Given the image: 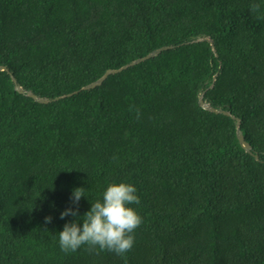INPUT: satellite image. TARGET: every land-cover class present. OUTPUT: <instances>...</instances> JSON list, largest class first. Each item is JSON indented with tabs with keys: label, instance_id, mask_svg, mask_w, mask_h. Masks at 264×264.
<instances>
[{
	"label": "trees",
	"instance_id": "trees-1",
	"mask_svg": "<svg viewBox=\"0 0 264 264\" xmlns=\"http://www.w3.org/2000/svg\"><path fill=\"white\" fill-rule=\"evenodd\" d=\"M1 66L0 264H264V0H0ZM120 182L132 249L62 251Z\"/></svg>",
	"mask_w": 264,
	"mask_h": 264
},
{
	"label": "clouds",
	"instance_id": "clouds-1",
	"mask_svg": "<svg viewBox=\"0 0 264 264\" xmlns=\"http://www.w3.org/2000/svg\"><path fill=\"white\" fill-rule=\"evenodd\" d=\"M84 195V188H74L71 195L73 204L79 203ZM137 190L133 184L120 182L109 184L102 199L91 202V208L82 216V225L76 219L65 223L58 232V242L62 251L74 252L87 245L89 250L99 248L118 255L130 251L135 243L134 232L143 223L142 217L130 205L139 204ZM71 215L80 217L78 208H66L60 213L61 218ZM51 222V217H45Z\"/></svg>",
	"mask_w": 264,
	"mask_h": 264
},
{
	"label": "water",
	"instance_id": "water-1",
	"mask_svg": "<svg viewBox=\"0 0 264 264\" xmlns=\"http://www.w3.org/2000/svg\"><path fill=\"white\" fill-rule=\"evenodd\" d=\"M200 39H201V40H208V41H210L211 44H212L213 47H214V41H213V39H211L210 37H201ZM170 47H173V46H171V45L162 46V47H160V48H157V49L153 50V51L150 52L149 54H147V55H145V56H143V57H140V58H138V59H136V60H134V61H132V62H130V63H128V64L122 66V67H120V68H115V69H112V68H111V69H108V70H106V72L104 73V75H103L102 77H100L98 80H96V81H94V82H92V83H90V84H88V85L82 87L80 90H83V89H90V88L96 87V86H98V85H101V84H102V83H103V82H104V81H105V80H106L111 74L119 73V72H121L122 70H124V69H126V68H128V67H130V66H132V65L138 64V63H140V62H142V61H144V60H146V59H149V58H151V57H153V56L158 55L161 51H163V50H165V49H168V48H170ZM214 50L216 51L215 47H214ZM0 69H2V70H8V68H7L6 66H1ZM13 79L15 80L14 76H13ZM215 80H216V76H214L213 83L215 82ZM212 86H213V84L211 85V87H212ZM16 88H17L20 92H26V91H25L22 87H20V86H17ZM80 90H77V91H75V92H78V91H80ZM28 94H29L30 96H32L35 100L40 101V102H42V103H48V102H50V101H52V100H56V99H59V98H60V97H56V98L51 99V98H47V97H41V96H39V95H37V94H35V93H32V92H29V91H28ZM71 94H72V93H69V94H67V95H71ZM200 105L203 106L204 108L210 110V111H213V112H217V113L222 112V113H225V114H227V115H228V114H231L229 111H226V110H224V109H222V108H217V107L213 106L212 104L206 102L205 99H204V95H202L201 98H200ZM237 120H238L239 124L242 123V121H241L240 118H237ZM237 134H238V138H239V141H240L242 147H243L246 151H248V152H250V153H253V151H252L253 146H252V144H251L250 142H248V141L246 140V138H245V136H244V133H243V131H242V129H241L240 127L238 128V132H237ZM255 156L259 159V155H258V154H255Z\"/></svg>",
	"mask_w": 264,
	"mask_h": 264
}]
</instances>
